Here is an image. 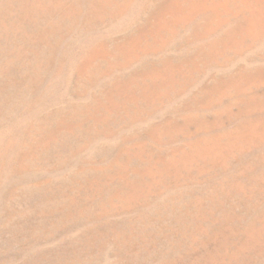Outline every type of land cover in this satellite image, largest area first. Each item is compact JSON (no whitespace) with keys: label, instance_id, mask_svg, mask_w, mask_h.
Wrapping results in <instances>:
<instances>
[{"label":"rangeland","instance_id":"1","mask_svg":"<svg viewBox=\"0 0 264 264\" xmlns=\"http://www.w3.org/2000/svg\"><path fill=\"white\" fill-rule=\"evenodd\" d=\"M0 264H264V0H0Z\"/></svg>","mask_w":264,"mask_h":264}]
</instances>
